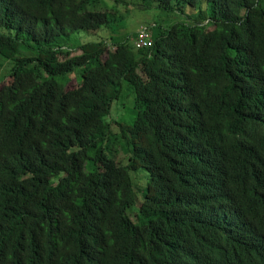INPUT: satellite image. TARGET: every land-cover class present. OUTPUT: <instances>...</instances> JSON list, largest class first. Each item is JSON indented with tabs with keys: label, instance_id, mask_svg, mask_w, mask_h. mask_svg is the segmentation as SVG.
I'll use <instances>...</instances> for the list:
<instances>
[{
	"label": "trees",
	"instance_id": "obj_1",
	"mask_svg": "<svg viewBox=\"0 0 264 264\" xmlns=\"http://www.w3.org/2000/svg\"><path fill=\"white\" fill-rule=\"evenodd\" d=\"M92 1L0 0V264H264L262 0H139L211 10L143 48Z\"/></svg>",
	"mask_w": 264,
	"mask_h": 264
},
{
	"label": "rangeland",
	"instance_id": "obj_2",
	"mask_svg": "<svg viewBox=\"0 0 264 264\" xmlns=\"http://www.w3.org/2000/svg\"><path fill=\"white\" fill-rule=\"evenodd\" d=\"M264 4V0H262ZM90 10L103 11L107 12L112 20V29L116 30L115 36L111 34V31H102V36L113 37L116 41H124V39H130L132 42V33L142 26V25H154V23L160 24H171L175 22L181 23H191L197 18V14L202 13L204 17H209L211 10L207 2H201L199 7H197L196 12L191 21L186 18L184 14L174 13L167 14L159 9H157L151 3H144L139 0H93L89 6ZM188 11H191L189 7L186 8ZM185 12V10H184ZM120 27V30L118 28ZM95 33H79L73 36V39L70 41L72 46H77L76 44H83L88 42L99 41ZM114 47H112V50ZM74 55L80 54L79 50L73 52ZM10 67L8 62H4L0 67V79L6 74L7 69ZM11 77L1 80L0 89L5 85H8L12 82ZM82 82L81 74L77 72L70 78V83L68 84V89H74L79 86ZM121 96L119 101H115L110 108L108 119L115 121H122V123L130 124L133 120L135 114L132 110V94L125 82H122L121 87ZM121 156H117L115 159H120ZM138 175H141L142 178L148 181V178L143 172H139Z\"/></svg>",
	"mask_w": 264,
	"mask_h": 264
},
{
	"label": "built area",
	"instance_id": "obj_3",
	"mask_svg": "<svg viewBox=\"0 0 264 264\" xmlns=\"http://www.w3.org/2000/svg\"><path fill=\"white\" fill-rule=\"evenodd\" d=\"M137 32L138 36L135 39V46L137 48L151 47L153 45L152 34L147 25H142Z\"/></svg>",
	"mask_w": 264,
	"mask_h": 264
}]
</instances>
